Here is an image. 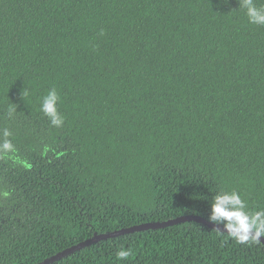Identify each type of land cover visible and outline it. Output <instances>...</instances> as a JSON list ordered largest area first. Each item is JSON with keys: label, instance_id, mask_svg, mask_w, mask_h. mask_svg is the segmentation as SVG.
Segmentation results:
<instances>
[{"label": "trees", "instance_id": "16d2710c", "mask_svg": "<svg viewBox=\"0 0 264 264\" xmlns=\"http://www.w3.org/2000/svg\"><path fill=\"white\" fill-rule=\"evenodd\" d=\"M237 8L0 0V130L13 132L17 149L0 159V264H38L143 223L208 220L220 188L264 208V27ZM53 87L59 129L39 112ZM122 244L134 249L125 262L115 257ZM54 264H264V246L188 222Z\"/></svg>", "mask_w": 264, "mask_h": 264}, {"label": "clouds", "instance_id": "9594fccd", "mask_svg": "<svg viewBox=\"0 0 264 264\" xmlns=\"http://www.w3.org/2000/svg\"><path fill=\"white\" fill-rule=\"evenodd\" d=\"M237 11L243 10L250 25L264 27V0H259L261 6H257V0H237ZM103 35V33H101ZM30 96L27 88L22 90V99ZM62 98L58 90L53 87L39 100V112L48 119L53 128H62L65 117L59 110ZM17 113L16 104L7 108L9 119H14ZM13 132L5 127L0 130V159L13 156L17 149L13 143ZM5 197L9 194L3 193ZM210 214L208 220L215 227L218 235L231 239L237 245L244 247L264 246L261 238L264 237V208L251 210L248 201L235 189L220 188L209 204ZM222 226V227H221ZM134 255L131 244L120 247L115 252L118 261H128Z\"/></svg>", "mask_w": 264, "mask_h": 264}, {"label": "water", "instance_id": "95a60500", "mask_svg": "<svg viewBox=\"0 0 264 264\" xmlns=\"http://www.w3.org/2000/svg\"><path fill=\"white\" fill-rule=\"evenodd\" d=\"M188 222H195L202 224L210 229H213L215 226L209 222V220L198 216V215H186V216H181L169 221H164V222H149V223H143L140 225H135L130 228H125L122 230H117L112 233H106V234H96L94 237L87 239L86 241H83L75 246H72L63 252H60L52 257H49L45 259L44 261H41L38 264H54L61 259L68 257L84 248L90 247L93 244H96L100 241H104L107 239L111 238H117L121 236H125L128 234H133V233H139V232H144V231H150V230H157V229H163L171 226L178 225L180 223H188ZM222 227V226H221ZM262 243H264V237L261 238Z\"/></svg>", "mask_w": 264, "mask_h": 264}]
</instances>
